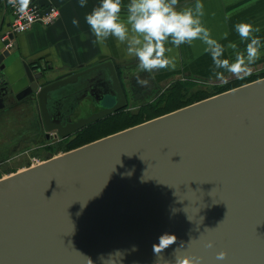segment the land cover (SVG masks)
Returning a JSON list of instances; mask_svg holds the SVG:
<instances>
[{
  "label": "water",
  "instance_id": "1",
  "mask_svg": "<svg viewBox=\"0 0 264 264\" xmlns=\"http://www.w3.org/2000/svg\"><path fill=\"white\" fill-rule=\"evenodd\" d=\"M115 63L50 81V66L22 61L19 92L0 81V108L28 100L63 137L123 110ZM84 99L99 111L55 121ZM164 233L177 238L169 264L175 249L264 264V77L0 180V264H154Z\"/></svg>",
  "mask_w": 264,
  "mask_h": 264
},
{
  "label": "crops",
  "instance_id": "2",
  "mask_svg": "<svg viewBox=\"0 0 264 264\" xmlns=\"http://www.w3.org/2000/svg\"><path fill=\"white\" fill-rule=\"evenodd\" d=\"M31 2L41 6L47 3L57 6L58 20L53 25L45 27L34 25L24 34L20 33L13 41L15 48L11 52H5L0 42V81H3L6 87L16 88L15 93L21 90L19 80L22 75V61L26 64L37 62L41 67L50 66L54 71L50 73V81L68 76L75 70L97 64L102 60L115 61L117 79L122 91L126 96L129 93L132 98H143L149 91L164 88L163 86L169 82L183 78L199 80L204 84L224 83L212 75V60L203 52L204 46L201 42L194 41L191 46L182 44L179 47L168 43L166 55L172 59L174 67L156 70L152 74L139 72L140 79H148L147 86L150 85V88L146 86V89L136 90L135 86L140 85L136 78L138 61L128 57L125 45L120 44L114 37L96 41L86 23V14L98 6L100 0H84V7L80 6L81 0H30ZM201 2L204 5L203 23L211 30L213 37L225 45V58H233L228 47L231 43H235L241 49L244 47L235 31L236 23H251L260 29L259 33H256L261 38L260 59L251 67L252 73L261 70L264 67V0H201ZM128 3L129 0H122V5L126 6ZM194 4L195 0H179L176 7ZM8 13L7 7L0 0V35L11 22ZM123 14L122 9L121 15ZM225 32L228 33V38L220 39ZM225 79L228 83L237 78L225 73ZM128 83H132L136 95L127 87ZM35 106L27 100L22 99L18 102L9 96L5 107L0 108V140L8 141V145H0V164L1 161L12 158L17 148L21 147L20 144H27L26 140L17 142L19 136L33 131L36 126H41L40 114Z\"/></svg>",
  "mask_w": 264,
  "mask_h": 264
},
{
  "label": "clouds",
  "instance_id": "3",
  "mask_svg": "<svg viewBox=\"0 0 264 264\" xmlns=\"http://www.w3.org/2000/svg\"><path fill=\"white\" fill-rule=\"evenodd\" d=\"M19 13L28 10L30 0H8ZM179 0H129L125 6L122 0H100L93 7L85 20L96 41H104L114 37L125 45L128 57L135 58L137 63V83L147 86L148 79H140L139 72L152 74L156 70L174 67L173 61L166 55V44L179 47L182 44L191 46L199 41L204 46L203 52L212 60L211 73L218 80L226 83L225 73L244 79L252 74V65L260 59L261 38L256 35L260 29L251 23L239 22L234 25L243 49L235 43L231 49L232 59L225 58V45L214 38L211 30L203 23L204 5L201 0H195L194 6L186 5L177 8ZM81 7L85 6L81 0ZM122 9L124 14L121 15ZM225 32L220 39L226 40ZM154 78V76L152 77ZM176 236L164 233L158 237V243L152 245L156 256L154 264H169L161 255L163 250L176 243ZM191 240L189 241V243ZM180 245H183L181 242ZM212 248V241L205 244ZM135 250V246H133ZM171 264H201V257L173 252ZM226 253H216L217 261H224Z\"/></svg>",
  "mask_w": 264,
  "mask_h": 264
},
{
  "label": "rangeland",
  "instance_id": "4",
  "mask_svg": "<svg viewBox=\"0 0 264 264\" xmlns=\"http://www.w3.org/2000/svg\"><path fill=\"white\" fill-rule=\"evenodd\" d=\"M263 75L264 67L259 71L253 72L250 76L244 79H235L234 81H230L226 84H204L202 82H199V80L193 81L183 78L182 80L176 82H169L168 84L163 86L164 88H155L149 91V93L146 94L147 96L145 95L143 98H132V96H130V94L128 93L127 96L125 95L127 102L125 103L126 105L123 110L109 117H104L102 118V120L89 125V128L78 134L76 136V139H74L73 141L66 139L63 141L52 140L48 143L40 137L38 138L39 141L36 143V145L32 146L26 143L20 144L21 147L17 148L18 150L14 153L15 155L12 158H10L9 160L1 161V180L9 177L12 174H15L16 172L18 173L32 168L33 166L49 159L50 157L55 158L56 156L62 155L64 154V152L73 150L78 146L89 144L91 141L94 142L103 138V136H109L111 133L114 134L116 130L119 131L124 127L130 126V123L135 124L134 126L142 124L144 121H149L156 118L157 116L168 114L171 111L174 112L183 108V106L186 107L188 105H191L198 101V99L199 101H201L202 99L205 100L207 99L205 97H208L209 94L215 96L217 95V93H219V91L223 90L226 92L228 90H231L233 89L231 87L235 85L229 86L228 84L230 83H233L235 81H239L240 83L249 81L253 82V80L256 81L262 79V77H264ZM177 83H183L184 86H181ZM127 87H130L132 94H135L136 91L134 90L135 88L133 87L132 83H128ZM135 87L136 90L139 91L142 89H146V86L142 85H137ZM147 87L150 88V85ZM88 105L89 101L83 102L76 110V117L85 116L86 112L89 110Z\"/></svg>",
  "mask_w": 264,
  "mask_h": 264
},
{
  "label": "built area",
  "instance_id": "5",
  "mask_svg": "<svg viewBox=\"0 0 264 264\" xmlns=\"http://www.w3.org/2000/svg\"><path fill=\"white\" fill-rule=\"evenodd\" d=\"M9 11L10 24L0 35V42L3 50L11 52L15 48L14 40L20 33L29 31L32 26L53 25L58 20V7L52 4H44V6L31 2L25 13H19L16 8L8 2L2 0ZM1 165V164H0ZM1 172V171H0ZM2 178V177H0Z\"/></svg>",
  "mask_w": 264,
  "mask_h": 264
},
{
  "label": "flooded vegetation",
  "instance_id": "6",
  "mask_svg": "<svg viewBox=\"0 0 264 264\" xmlns=\"http://www.w3.org/2000/svg\"><path fill=\"white\" fill-rule=\"evenodd\" d=\"M120 86H121V84H120ZM121 88H122V86H121ZM122 93H123V96H124L125 94H124L123 91H122ZM125 99H126V97H125ZM86 101H89V105H88L89 106V110L88 111L86 110L87 112H86L85 116H83V117L77 116L76 117L77 107H79L83 102H86ZM126 102H127V100H126ZM77 107L74 110L75 112L72 115H70V116H66L65 112H60V115L56 117L57 119H55V121L56 122H59L60 121L61 124H66L68 122H74V121H76L77 118H79V119L80 118H86V117L89 116V114H91V113L93 114V113H96L97 111H99L98 108L96 107V105H93V103H92V101L90 99H88V100H85L84 99L83 101L80 102V104H78ZM104 117L106 118L108 116H104ZM104 117H102V118H104ZM102 118L101 119H98L97 121H95L93 123L92 122L89 123V125L94 124V123L102 120ZM89 125H87L86 127L82 128L80 130L77 129L76 131H73V132H67L65 130V133L63 134V137L57 136V134H56L55 131L54 132L50 131L49 133L46 134V132L44 131V127L42 125L41 126H36V128L33 131H29L28 133H23L22 136H19L18 139H17L18 140L17 142H22L23 140H26L27 144H29V145H32V144L33 145H36V143L39 141L38 138H40V137L43 138L48 143L50 141H52V140L53 141H55V140H57V141H63V140L66 139V140L73 141L74 139H76V136L78 134H80L83 131H85L86 129H88L89 128ZM0 141H1L0 142V145H2V146L8 145L7 139L6 140H3L2 139Z\"/></svg>",
  "mask_w": 264,
  "mask_h": 264
},
{
  "label": "trees",
  "instance_id": "7",
  "mask_svg": "<svg viewBox=\"0 0 264 264\" xmlns=\"http://www.w3.org/2000/svg\"><path fill=\"white\" fill-rule=\"evenodd\" d=\"M264 76V75H263ZM254 81V80H253ZM250 82V81H249ZM249 82H244V83H240L239 81H235V82H233V83H230V84H228L229 86L230 85H235V86H233V87H231V88H235L236 86H240V85H242V84H247V83H249ZM237 83V84H236ZM177 84H179V85H181V86H184L183 85V83L182 84H180V83H177ZM231 88H229V89H231ZM228 90V89H227ZM223 91V90H222ZM222 91H219V93H221ZM219 93H217V94H219ZM210 95H212V94H209V96ZM208 96V97H209ZM208 97H205V98H208ZM199 100V99H198ZM201 100V99H200ZM202 100H204V99H202ZM179 109V108H178ZM118 112H120V111H117L116 113H118ZM116 113H114V114H116ZM113 115V114H112ZM111 116V115H110ZM109 117V116H108ZM131 125L130 126H134L135 124H133V123H130ZM130 126H128V127H124L123 129H118L119 131H121V130H124V129H127V128H130ZM117 131V130H116ZM114 133H116V132H114ZM111 134H113V133H111ZM110 134V135H111ZM106 135V134H105ZM109 135V134H108Z\"/></svg>",
  "mask_w": 264,
  "mask_h": 264
},
{
  "label": "bare ground",
  "instance_id": "8",
  "mask_svg": "<svg viewBox=\"0 0 264 264\" xmlns=\"http://www.w3.org/2000/svg\"><path fill=\"white\" fill-rule=\"evenodd\" d=\"M36 166V165H35ZM21 172H23V171H21ZM18 173H20V172H18ZM11 176V175H10ZM7 178V177H6ZM5 179V178H4ZM0 180H1V178H0Z\"/></svg>",
  "mask_w": 264,
  "mask_h": 264
}]
</instances>
